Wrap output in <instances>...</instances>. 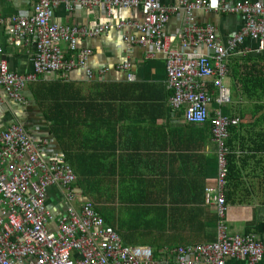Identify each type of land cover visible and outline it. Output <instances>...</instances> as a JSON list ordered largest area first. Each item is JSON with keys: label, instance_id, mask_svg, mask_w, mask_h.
<instances>
[{"label": "built area", "instance_id": "2783aa9c", "mask_svg": "<svg viewBox=\"0 0 264 264\" xmlns=\"http://www.w3.org/2000/svg\"><path fill=\"white\" fill-rule=\"evenodd\" d=\"M59 3L67 11L102 9L109 20L119 9L137 10L140 17L108 20L93 27L61 25L52 20ZM198 10L240 15L242 24L222 44L213 26L194 22ZM179 11L185 17L184 41L172 47L163 29L168 16ZM0 27L9 48L30 49L31 66L27 74L11 72L0 49V107L24 106L25 88L38 77L52 75L65 82L72 72L81 70L91 81L94 75L88 62L92 53L87 48L78 49V43L111 29L124 30L125 46L144 48L146 59L162 56L170 110L182 109L186 123L209 124L217 147L214 185L204 191L205 205L216 211L215 241L153 252L148 247L124 246L89 200L75 205L76 176L64 155L50 151L52 140L33 139L15 122L0 123V264H226L227 259L256 264L261 260L264 239L227 229L226 139L228 127L235 126L238 119L224 116L222 108L231 102V91L223 83L227 60L245 40L254 42L257 51L264 48L263 4L173 0L164 7L160 0H32L24 14L0 17ZM202 47L209 54L198 53ZM187 48L193 52L185 53ZM129 68L123 62L117 69ZM99 71L102 75L107 68ZM132 80L128 76V81ZM51 189H55L62 211L58 206H47Z\"/></svg>", "mask_w": 264, "mask_h": 264}, {"label": "crops", "instance_id": "0c3cea01", "mask_svg": "<svg viewBox=\"0 0 264 264\" xmlns=\"http://www.w3.org/2000/svg\"><path fill=\"white\" fill-rule=\"evenodd\" d=\"M229 1L259 2L264 5V0ZM172 2L173 0H160L164 7L169 6ZM31 3L32 0H0V17L24 14L29 10ZM193 16L197 25L213 26L222 44H225V41L236 33L242 24L240 15L228 13L198 10L194 12ZM138 17L140 14L137 10L119 9L109 20L105 17L102 9L80 7L73 11H67L64 4L59 3L54 9L52 20L61 25L93 27L109 21L115 22L118 19ZM184 25L183 12L179 11L168 16L163 33L169 39L172 47H178L180 42L184 41L182 39ZM124 35V30L111 29L105 35L78 43V49L87 48L92 53L88 62V68L93 71L94 75L91 81L84 77L81 70L72 72L65 82L55 80L52 75L41 78L44 80L43 84L60 83L71 87L69 92L72 91L78 95V98L87 97L90 93L91 98L108 103L103 106V111L95 110V118L93 115H81L72 108H63L64 111L59 115L63 117L64 123L70 131L59 142L47 137L46 139L52 140L50 151L66 156L67 162L70 161L69 156H79V153L82 152H79L81 147L79 138L82 135H87L84 130L91 121H95V136L91 133L88 137H84V139H91L93 142L91 145L84 144L83 151L88 149L89 153V149L92 150L95 154V163L104 165L99 166V170L102 171L100 174L93 172L92 176L112 178L113 184H116L118 189L120 185H123L127 188L126 193L134 195L136 200L146 199L149 201L153 199L151 196L146 198L137 196L139 193L155 194L156 199H171L172 206L168 204L170 201H166L165 204V208H171L170 211L166 210L163 232L160 234L170 236L177 242L187 243L200 240L203 232L204 239L199 242L211 243V240L215 241L216 225L212 227L209 224L199 233L196 232L195 225L204 218L206 219L212 211L216 214L215 208L204 203L200 205L201 211L198 213V219L189 214V209H198L194 204L189 203L195 199L194 194L197 195L201 189L204 193L207 187L214 185L216 177L217 147L213 142L210 126L209 124L186 123L182 118V109L170 110L168 106L169 92L164 84L165 65L162 56L146 59L144 48L124 45ZM0 49L2 50L1 57L5 59L11 72L21 75L31 71L30 49L14 50L9 48L5 43L2 27H0ZM184 52L191 53L193 51L191 48H187ZM197 52L209 54L203 47L197 49ZM243 56L260 57L262 61L264 48L257 51V45L254 42L245 40L233 57L239 59ZM123 62L129 64L128 71L117 69ZM103 68H107V72L100 75L99 70ZM128 76H132L133 80L128 81ZM207 86L208 90L212 91L209 82ZM225 86L231 91L232 85L228 78H225ZM26 97L24 106L7 105L9 106L8 110L6 107H0V123L3 125H8L10 122L18 123L31 138L44 139L41 132L47 131V128L42 127L41 114L34 109V102H37L38 99L34 101L28 90ZM61 97L62 92L59 93V98ZM49 100L47 93H44V109L49 103L46 101ZM230 100V104L222 108V114L237 118L235 108L242 107L246 103L238 99L232 91ZM37 107H40L38 102ZM82 116L84 120L80 125L78 122ZM29 119H32V122ZM237 119L239 122V118ZM249 122L247 120L244 124L247 130L250 127L253 130H259L260 126ZM27 123L30 125L32 123V127H28ZM72 129H76V136H73ZM253 130L251 133L255 135ZM93 170L95 171L97 168ZM241 176H244V173ZM136 178H154L157 183L147 182V185L139 189L134 184ZM256 187L251 186L250 191L253 194L250 197L245 196L242 192L246 187L238 188L240 197H236V201L232 203H226V222L228 230L238 229L240 233L252 234L255 238L263 240L264 198L256 196ZM57 198L55 189H51L47 206H58V209L62 211L63 205ZM155 202L157 203V201ZM173 208H185L187 211L183 214ZM156 227L160 228L158 222H156ZM226 264H247V262L227 259ZM256 264H264V256Z\"/></svg>", "mask_w": 264, "mask_h": 264}, {"label": "trees", "instance_id": "16d2710c", "mask_svg": "<svg viewBox=\"0 0 264 264\" xmlns=\"http://www.w3.org/2000/svg\"><path fill=\"white\" fill-rule=\"evenodd\" d=\"M263 60L264 59H262V61ZM262 61L260 57L243 56L239 59L230 57L226 63V76L231 82V91L236 94L238 99L246 103L242 107L235 108L239 122L236 126H231L227 129L228 136L226 139V148L228 155L226 157V188H228L226 189V203H232L236 201V197H240V194L238 193V188L240 187H246L240 189H243L242 192L245 196L250 197L253 194V192L251 193L250 191L251 186H257V192H255V194L257 193L256 196L264 198V63H262ZM52 86L53 87L51 88H35L30 94L34 101H37L38 99L37 102L45 112L42 113L43 121L51 123V127L47 128V131H49V135L51 136L53 133V138H56L55 140H58L57 142H59L60 139H63L70 131L66 127L63 117L59 115L60 112L64 111L63 108H72L75 109V112H79L81 115H93L95 118V110L103 111V106L108 104L107 102H101L95 98H91L90 93L87 97L78 98V95H75L72 91L69 92V88L71 87L61 85L60 83H55ZM60 92H62L61 98H59ZM44 93H47V97L50 99L49 101H46L49 103L46 105L45 109L43 107ZM83 120L84 118L82 116L78 124L81 125ZM247 120L250 121L249 123L260 126L259 130H253L251 127L247 130L244 125ZM91 123H89L86 130H84L87 132V135H82L79 138V144L81 145L79 152L82 151L79 153V156L82 155L80 157L76 155L69 156L72 167L76 173L82 177H90L93 172H95V174H100L102 171L99 170V166L102 167V165H104L102 163H95V154H93L92 150L89 149V153L88 149L83 151L84 144L87 145L88 143L91 145L93 142L91 139H84V137H88L91 133L95 136V121H91ZM251 130L255 132V135L254 133H251ZM95 168H97V170L94 171L93 169ZM242 173H244V176H241ZM147 182H150V184H154V182L157 183L154 178H136L134 184L137 185V188L142 189L144 185L148 184ZM137 196H144L145 198L151 196L153 199L149 201H146V199H135L133 201L135 213L139 210H145V208L142 207L143 205L155 206L151 209V212L153 211L152 217L157 213L159 217L161 216L162 220H160L161 218L153 220L151 217L147 222L153 223V225L158 222V226L163 228L165 222L163 219V213H166V210L170 211L171 208L169 207L168 209H165L164 206L168 201H170L168 204L172 206V200L164 198L156 199L155 194L148 195L139 193ZM203 196V189H201L197 195L194 194L195 199L191 201L194 203L189 202L198 208L189 209V214L193 215L196 219H198V213L201 211V209H199L201 208L200 205L204 204ZM155 201H157V203ZM174 202L177 201L174 200ZM173 210H179V212H182L183 214L187 211L185 208H173ZM104 220L105 222L107 221L105 218ZM216 223L217 217L214 211H212L206 219L204 218L195 225L196 232H202L204 227L209 224L214 227ZM203 234L204 233L202 232L200 240L189 243H201L199 241L204 239L205 235ZM166 245L170 246L171 244L167 243Z\"/></svg>", "mask_w": 264, "mask_h": 264}, {"label": "rangeland", "instance_id": "374dc122", "mask_svg": "<svg viewBox=\"0 0 264 264\" xmlns=\"http://www.w3.org/2000/svg\"><path fill=\"white\" fill-rule=\"evenodd\" d=\"M43 81H44L43 79L38 77L34 81V83L27 85L25 88L24 96L26 97L27 90L29 91V93H31L35 88H39V87L51 88L53 87L52 85L55 84V83L43 84ZM223 83L225 84V80L223 81ZM34 107H35L34 109L38 110V112L41 114L40 121H42V127L44 129L50 128L51 123H49L48 121L44 122L41 117L42 113L44 112L43 108L41 106L38 108L37 102H34ZM29 120L32 122V119ZM27 126L32 127V123L31 125L30 123H27ZM71 131L73 133V136L77 135L76 129H72ZM41 135H43L45 138L47 137L53 138V133L51 136L49 135V131L43 130L41 132ZM68 163L72 167L70 161ZM72 169L74 174L76 175V180L75 183L73 184V188L76 192L75 205H78L82 200H89L90 202H92V204L94 205L100 216L101 217L103 216L107 220L105 223L111 226L118 234L124 246L148 247L151 248L153 252L155 251L162 252L164 250L163 248L170 249V248L187 247V246H195V245L203 244L202 242L197 244H191L189 242L187 243L179 242V241L177 242L176 240L171 239L170 236H162L160 234L161 232H163L162 228H157L156 223L155 225H153V223L147 222L152 217L153 211L151 212V209L155 206L143 205L142 207L145 208V210L142 211L139 210L136 211L135 213V209L133 206V201L135 200L134 196L129 193H126L127 188H125L123 185H120V188L118 189L117 186H115L116 184H113L112 178L106 176L82 177L79 176L78 173H76L73 167ZM165 209H167V207ZM166 213L165 212L163 213V219L166 216ZM152 218L154 220L157 218H161V216L159 217V215L155 213L154 217ZM228 231L230 233H240V230L238 229L237 230L229 229ZM212 241L214 240H211V242ZM167 243L171 245L168 246L166 245Z\"/></svg>", "mask_w": 264, "mask_h": 264}, {"label": "clouds", "instance_id": "9594fccd", "mask_svg": "<svg viewBox=\"0 0 264 264\" xmlns=\"http://www.w3.org/2000/svg\"><path fill=\"white\" fill-rule=\"evenodd\" d=\"M227 78V77H226Z\"/></svg>", "mask_w": 264, "mask_h": 264}]
</instances>
